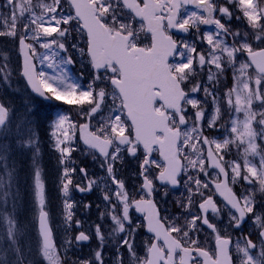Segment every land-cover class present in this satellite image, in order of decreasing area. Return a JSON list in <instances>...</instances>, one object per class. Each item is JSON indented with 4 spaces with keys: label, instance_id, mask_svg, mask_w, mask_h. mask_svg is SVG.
Returning a JSON list of instances; mask_svg holds the SVG:
<instances>
[{
    "label": "snow or ice",
    "instance_id": "obj_1",
    "mask_svg": "<svg viewBox=\"0 0 264 264\" xmlns=\"http://www.w3.org/2000/svg\"><path fill=\"white\" fill-rule=\"evenodd\" d=\"M69 3L75 11L74 15L63 14L62 0H4L3 8L7 14L0 12V27L4 29L0 31V37L18 38L23 54L21 75L33 93L44 100L78 106L76 115L86 119L87 122L77 125L70 114L58 111L51 124V136L55 139L62 165L65 160H70L71 152L75 150L68 145L74 140L77 129L83 143L104 157L108 176L117 185V204L111 208L113 229L109 235L128 234L120 240V244L127 249L130 264H198L200 258H203V264H234L230 250L232 237L222 235L221 229L211 223L208 216L209 210L213 214L223 211L212 195H204V190H208L210 185H214L215 191L226 201L228 227L238 230L247 220H252L258 228V243L251 238V233L242 234L236 239L235 253L239 264H264V204H256L253 192L237 195L229 187L230 169L233 182L239 178L264 193V47L254 48L251 43L253 39L264 43V0H224L223 5L216 0H69ZM187 4H195L207 16L191 12L180 18V9ZM37 8L40 9L39 14ZM236 9L247 20L248 32L233 31L228 26ZM214 13H219L220 18H214ZM127 17L132 20L139 18L140 29H135L132 23L122 22ZM25 19L28 22L21 23ZM18 24L23 34L18 32ZM198 24H214L217 29L214 34L203 37L210 46L207 53H197L194 45L177 42L168 34L169 29L188 32ZM72 31L86 33V48L78 49L81 57H88L94 72L86 88L82 87L78 78L68 75L67 65L75 63L72 56L59 55V51L67 53L68 49L62 41L67 40ZM138 31L150 34V43L141 46ZM29 34L41 48L51 50V55H39L34 44L26 42ZM228 36L232 37L231 44L227 42ZM71 47L76 49L77 45L72 44ZM245 53L247 61L241 62L236 69L238 54ZM37 57L41 64L47 62L49 68L61 65L63 70L59 75L38 71L34 63ZM170 58L175 62H170ZM205 65L215 66L216 73L209 68L208 80L217 83L226 67L235 69L234 84L222 94V101L232 112H242L244 119L240 120L230 112V120L224 126L227 135L223 139H210L199 126L202 120L207 119L211 130L223 118L215 88L212 91L204 88L205 94L213 98L214 105L211 116H206L200 101L189 98L181 86L196 74L198 67ZM253 67L254 74H250L249 69ZM12 71L7 63L0 64V83L10 87ZM97 81H108L111 92L100 87ZM201 87L198 84L191 92H198ZM109 96L112 100L109 114L102 117L99 126L92 130L90 122L108 107L106 100ZM255 102H259L260 111L254 108ZM183 104L198 110L194 115L196 126L182 133L180 126L187 124ZM30 115V110H26L24 116H18L12 104L0 97V264H27L30 255L21 243L23 229L16 216L19 191L16 187V166L11 161L13 149L33 153V196L38 204L37 251L48 264H66L61 260L52 238L49 212L46 210L45 183L38 164L40 142L32 127L34 122L28 118ZM122 116L125 118L122 119ZM180 144L192 150V158L185 157L187 164L181 163ZM198 145L207 146L206 155ZM232 145L243 148L242 163L224 160ZM141 146L145 156L140 164L139 175L143 180L140 192L148 197L156 191L153 180L149 179L152 165L159 170L155 178L173 186L179 184L181 171L188 167L198 169L205 177L211 175L208 168L218 169L222 174L223 179L217 177L207 182L188 177L186 185L191 183L194 187L187 188L188 203L181 201L179 206L189 209L187 214L192 219L183 226L178 223H168L166 226L152 199H145L143 195L140 199L131 198L125 181L117 178L115 164L122 160V151L126 150L135 157ZM154 148L159 151L162 163L150 159ZM257 156L260 157L258 164L253 162ZM225 164H228L227 168ZM75 171V168L63 169L60 180L65 196L73 185L72 175ZM80 171L85 173L83 168ZM93 183L95 181L89 182V190ZM76 187L85 191L79 185ZM197 195L203 197L198 205L201 215L190 210ZM104 200L111 203L107 194ZM133 207L138 212L146 213L147 228L155 234V240L146 246L142 257L136 254L130 238L136 231L129 215ZM72 209L73 204L65 200V222L69 225L73 222ZM106 214L101 213V218ZM75 223L79 225L80 222ZM198 223L215 233L212 253L200 247L197 239L193 238L198 231ZM95 236L100 241L105 239L101 225H96ZM90 239V235L81 231L65 243L71 245ZM80 264H103L101 252H95L94 260H84ZM120 264L123 262L120 261Z\"/></svg>",
    "mask_w": 264,
    "mask_h": 264
},
{
    "label": "rangeland",
    "instance_id": "obj_2",
    "mask_svg": "<svg viewBox=\"0 0 264 264\" xmlns=\"http://www.w3.org/2000/svg\"><path fill=\"white\" fill-rule=\"evenodd\" d=\"M65 1V0H64ZM63 14L67 15L69 12L67 11L66 4H63ZM50 2V0H48ZM4 0H0V12H3L5 15L7 14V10L3 8ZM40 9L37 8L36 12L39 14ZM189 12H185V15H188ZM236 17H241L240 19H237ZM235 22L234 23L238 26V28L245 30L246 26L244 23L248 26L247 20L245 18H242V12L237 10L234 17ZM124 21V20H123ZM27 19L22 21L21 23H27ZM125 23H132L133 27L137 30L140 29L138 25H136L131 19H125ZM242 23V25H240ZM63 27V26H62ZM18 32L23 34L21 25H17ZM249 31V28H247ZM4 30L2 27H0V31ZM141 32V31H140ZM205 34H214V31L211 29H206L203 32H199L198 36L196 37L198 42L197 43H190L191 45H194L197 49V53L204 52L207 53L210 50V46L207 44V40L203 39ZM18 39V38H17ZM17 39H13L10 37H0V64L7 63L12 69V80L10 87L4 85L3 83H0V97L8 100L12 106L16 109L18 116H24L26 114V110H30L31 115L28 116L29 119H31L34 123L32 127L35 129L38 138H39V156H38V164L42 173V179L45 183V198H46V210L49 212V223L53 229V232L55 233V241L57 243L56 249L57 251L62 250L61 244L62 239L61 236L63 235V229L69 228V224L65 222V214H62V210L59 209L58 203H60V200L58 199V189L61 188V174H58V164L60 163V153L55 148V139L51 136V124L55 119L56 113L64 112L66 114H70L73 117V122L78 123L80 122H87L86 119L82 116L78 117L76 115L78 111V106L75 105H69L62 101H55L53 106L51 107H44L42 106L35 98L28 92L26 89L23 81L19 77V58L17 55ZM254 40L253 45L257 44H264L261 43L258 40ZM28 43H33L36 47L37 53L39 55H51V50L43 49L39 46V44L35 43L31 39V35L29 34L27 37ZM43 41H41L42 43ZM65 43L66 48L68 49L67 53L61 52L59 50V55L67 57L68 55L72 56L73 60L75 61L74 64L67 65V71L68 75L70 77L78 78L79 81L85 80L87 82L86 85L82 87H87L88 84L92 81V77L94 75V72H91L90 66L88 65V62L86 61L85 57H81L79 54L78 49L82 48V36L80 33L76 31H72L71 35L68 36L67 40L62 41ZM72 44H76L77 48L73 49L71 47ZM193 56H196L195 53L192 54ZM5 56L7 57V60H5ZM58 59V57H57ZM37 70L38 71H45L49 75H59L61 71L63 70V66L57 65V67L49 68L47 62L44 64L40 63L39 57L34 59ZM209 68H211V71L213 73H216L215 66H209L205 65L203 68H197V72L194 76L190 77L187 81L183 83L184 90L189 94V98H195L200 101V107L205 110L206 116H211L214 105L212 102V97L207 96L204 92V88L207 87L209 91H212L213 88L216 90V97L221 102V109H222V115L223 118L220 119L214 128L211 130L208 128V120H202L199 124L201 128L204 130V135L209 136L210 139L212 138H219L223 139L225 135H227V132L225 131V125L230 120V112L232 115L237 116L240 120L244 119L243 113H234L232 110L228 109L227 105L223 103L222 101V94L227 91L228 88L232 87L234 84L233 79V73L235 71L232 70L228 76L225 75V72L222 76L219 78V82L216 81H209L208 80V73ZM238 69L239 67H235ZM71 69H76V73L72 74ZM227 70V68H226ZM225 70V71H226ZM238 74V73H237ZM100 87H105L102 85L100 81L96 82ZM202 85L200 90L198 92L192 93L191 89L193 87H196L197 85ZM109 92H111L110 88H106ZM116 103H119V101H116ZM106 104L108 107H105L104 110L100 113H98L92 120L91 125L93 126V130H95V127H98V122L100 121L101 117H106L109 114V109L112 106V100L111 96L108 97L106 100ZM184 108V115L185 117H188L187 120L188 124L183 129H181V132H185L196 126L194 121V115L195 112L198 109L192 108L189 104H183ZM254 108L257 111H260L261 108L259 107V102L254 103ZM48 111V112H47ZM230 127V125H228ZM259 131V129H257ZM260 141H258L259 143ZM69 147L75 149L71 152V157H75L73 160H65L64 164L61 166L68 167L69 169L75 168L76 171L73 173L78 174V169L83 168L85 171H91L94 173L95 178H97L98 183L102 186V176L105 169V161L100 159L95 154H89L86 150H81L80 147L76 146L75 143L71 142ZM181 147H186V145H182ZM32 155L33 153L29 150H19V149H13L11 161L15 163L16 170H17V184L16 187L19 191V198L17 201V207H16V216L19 224L22 226L23 229V239L21 243L25 246L26 252H30V255L28 256L27 264H48L47 260H45L37 251V224H36V217L38 215V204L34 199L33 196V161H32ZM226 160L228 163H230L233 160H237L239 162H243V148H237L235 145H232L231 148L228 151V154L225 155ZM260 157L257 156L254 158L255 163H259ZM56 160L59 162L57 163ZM83 160L84 162H82ZM118 162V161H117ZM120 162V161H119ZM122 163H125L127 165L136 164L137 160H133L127 153H122ZM104 165V166H102ZM72 175V176H73ZM75 177V175H74ZM237 181L240 183V193L241 194H248V192H253L255 195V202L256 204H264V193H260L256 189H254L251 185H249L247 182L240 180L237 178ZM258 188V185H257ZM98 200L100 201V204L91 203L89 207L85 206V203L88 201L85 199L80 200H73V213L75 215V212L78 213V216H74L72 225L75 221H81V219H84L82 222H90L93 223V235L95 236V230L96 225L102 226V232L105 229L103 226V220H101V213L106 212L101 209V207L105 204V200L103 196H98ZM83 202V203H82ZM79 204V205H78ZM82 204V206H81ZM100 206V207H99ZM221 211L219 214H217L214 217V220L212 223L216 224L223 233L225 232H234L232 227H228V209L222 205ZM107 213V212H106ZM172 220L179 222V220L175 219L174 216L172 217ZM246 230L248 233H251L252 239H255L254 242L258 241L256 240V232H258V228L254 225L252 220H247V222L244 224ZM198 231L195 232L194 235H197L198 238L205 239L211 237H215V233H212L210 236L209 234H206L205 231L198 228ZM229 230V231H227ZM239 233L235 235L234 240L238 237H240L242 234L244 235V232L235 231V233ZM255 237V238H254ZM235 241L233 242L231 246V254L233 255V261H235V264H239V260L237 259L236 253H235ZM106 242L100 241L95 236V241L92 243L91 247H88L85 249H77L80 251H85V254H92L95 257V252L100 251L101 252V258L103 261V264H110L107 259V251L102 252L103 249H106L105 247ZM146 245V241H145ZM144 245V246H145ZM66 246V245H65ZM65 246H63L65 248ZM114 248V246L110 245L107 247L108 250H111ZM66 250V249H65ZM259 249H257L258 251ZM112 257L111 264H120V257L117 254H109ZM94 260V259H93ZM124 264V263H123ZM127 264H130L127 262Z\"/></svg>",
    "mask_w": 264,
    "mask_h": 264
},
{
    "label": "flooded vegetation",
    "instance_id": "obj_3",
    "mask_svg": "<svg viewBox=\"0 0 264 264\" xmlns=\"http://www.w3.org/2000/svg\"><path fill=\"white\" fill-rule=\"evenodd\" d=\"M224 3V0H223ZM238 9L234 10V15L233 18L230 22V24L235 23L234 17H235V13ZM185 11L184 10L181 15L180 18H183L185 15ZM213 16L216 18L218 17V13L213 14ZM220 17H218L217 19H219ZM223 22V21H222ZM237 23V22H236ZM229 24V25H230ZM228 25V26H229ZM242 25V23L240 24ZM245 26H247L245 24ZM206 28H210L211 30L214 31V33L216 32V26L214 24H210V25H204V24H198L196 27L190 28L188 32H183V36H180L179 34H177V32L174 31H168V34L171 35L173 37L174 40H176L177 42H186V43H197V36L199 32H203ZM181 32V31H180ZM227 42L229 44H231L233 42L232 37L228 36L227 38ZM141 43V42H140ZM150 43V36L148 35L146 37V42H142L141 46H143L144 44H148ZM253 45V44H252ZM261 47V46H259ZM259 47H254V48H259ZM178 59V58H176ZM246 58H245V54L243 55H239L238 54V59L236 61V65L235 67H239L241 62H246ZM170 62H175V60L172 58L170 60ZM227 70L225 71V75L228 76L229 73L232 71L231 66L226 67ZM234 69V68H233ZM249 73L253 74L252 69H249ZM202 147L204 150V154H205V149L203 147V145H198V148ZM82 149H80L81 151ZM191 148H189L188 146H186L185 148L181 149V163L182 164H187V160L185 159V157H188L189 159L192 158L191 154ZM122 153H127L126 150H123ZM128 154V153H127ZM206 155V154H205ZM130 157L133 160H137L136 164H132V165H127L125 163H122L121 161L117 162L115 164V168L117 170V178L118 179H122L125 181V188L129 194V196L133 199H140L141 196L143 195L145 199H152L156 206H157V210L159 212V216L161 218V221L163 223L167 224L168 223H178L179 225L183 226L186 222L190 221V218L192 219L191 215H188L187 213H179V212H174V214L172 213L173 208H177L179 205V202H183L184 204L188 203V197H189V193L187 191L188 187H194L191 183H188L186 185V181H188V177L192 176L194 178H199L201 181L203 182H207L209 179H217V177H220L219 173L216 170L210 169L208 168L207 171H209L211 173V175L209 177H205L202 173L199 172L198 169H192L190 167L185 168L183 171H181V174L179 175L178 179H179V184H178V188L174 191H172V189L166 185V184H161L159 183V181L155 178L158 175V169L155 168V165L151 166L150 172L151 174L149 175V179L153 180V184L154 187L156 189V191L153 192L151 197H148L147 195H145L144 193L140 192V187L143 183L142 177H140L139 172H140V164L142 163L143 159H144V154L142 153V150L139 148L137 151V154L135 157L131 156ZM150 159H155L158 163H161V161L159 160L157 153L153 152L151 154ZM224 160L226 162H228L226 160V157L224 156ZM82 162H84L83 160H81ZM225 167H228V164H225ZM81 168H79L78 170V174H74L72 176L73 179V185L70 186V189H72V191L74 192V197L73 200H80V199H85L88 202L85 203V206L87 205L88 207L91 205V203H95V204H100V201L98 200V196H105L106 194L110 196L111 198V203H108L107 201H105V204L101 207V209H103V211H106L107 214L101 218V220H103L102 224L105 227V229L103 230V234H104V241L106 242V249H103L102 252H106L107 251V259L109 261V263L111 264V259L114 256H110L109 254H117L120 257L119 261H122L124 264H127V262H129V260L131 261V258L129 256V253L127 251V249L122 246L120 244V240L124 237H126L128 234L127 233H118V234H113V235H109V233H112V229H113V222L111 220V208L113 204H117V198L115 196V192L117 191V185L113 184L111 179L108 176L107 170H106V162H105V169L103 172V176H102V181H103V185L101 186L98 181L97 178H95L94 173H92L91 171H85V173H81L80 171ZM90 181H95V183L92 184V187L90 190H88L87 194L84 193V191H80L78 188L76 189V185H79V188H84L86 186V183ZM229 187H231L233 189V191L237 194L240 195V183L236 180L235 182L232 181L231 178V171L229 169ZM242 188V187H241ZM72 192L69 190V196H72ZM204 195L208 196V195H212L213 196V200L216 202L217 206L219 208H221V206L223 205V202L217 198L213 185L209 186L208 190H204ZM203 197L197 195L195 196V198L193 199V204L191 207V212L196 214V215H200V212L197 208V206L199 205V203L202 201ZM83 203V202H82ZM79 205V204H78ZM82 206V204H81ZM100 207V206H99ZM177 210V209H176ZM103 212V213H106ZM129 215L130 218L132 220V227L136 229L135 233L133 234L132 237H130L133 240L134 243V248L136 251V254L138 256H144L145 255V251H146V246L152 242L153 240H155V237L153 235H149L146 233L145 228H146V223H145V216L146 213H142V212H138L134 207L130 208L129 210ZM217 214H213L211 211L208 212V216L210 219V222L212 223V221L214 220V217ZM74 216H78V213L75 212ZM174 216L175 219L179 220V222H176L174 220H172V217ZM84 219H81V221H79V225H77L75 222L73 223L72 226H69V228H64L63 229V235L61 236L62 239V244H61V249L59 250L58 253L60 255V258L62 261L66 262V264H80L81 261L84 260H90L92 261L94 259V256L92 254H85V251H80V250H72L70 251L68 254L63 253V250H65L67 248V245L65 243V241L71 240L73 239L76 235L79 234V232L83 231L86 234L90 235L91 239L89 241H86V243H74V248H78V249H85L91 247L92 243L95 241V236L93 235V223L90 222H82ZM139 225V226H137ZM198 228L203 226L198 223L197 224ZM201 228V230H203ZM204 231L206 233H208L210 236H212V231L208 232L207 230L204 229ZM229 231V230H227ZM234 232H225L223 233V231H221L222 235L225 236H231L233 242L235 241V235L239 234V233H235V229L233 230ZM249 233L245 234L248 235ZM190 235H192L190 233ZM194 239H197L199 246L201 247V245L204 242V239L198 238L197 235H193ZM214 240L215 237H213L212 240V244H211V248H214ZM145 241H146V245H145ZM72 243V244H73ZM233 244V243H232ZM66 245V246H65ZM114 246V248H112L111 250H108L107 247L108 246ZM145 245V246H144ZM65 246V248L63 247ZM116 259V257H114ZM236 262L234 261V264ZM198 264H202V262L199 260Z\"/></svg>",
    "mask_w": 264,
    "mask_h": 264
},
{
    "label": "water",
    "instance_id": "obj_4",
    "mask_svg": "<svg viewBox=\"0 0 264 264\" xmlns=\"http://www.w3.org/2000/svg\"><path fill=\"white\" fill-rule=\"evenodd\" d=\"M184 6H196L195 4H187V5H184ZM75 12V11H74ZM138 20H140L139 18H137ZM19 56H20V59H21V69H22V64H23V54L20 52V48H19ZM254 68V67H253ZM20 75H21V73H20ZM22 76V75H21ZM23 77V76H22ZM23 79L25 80V83L27 84V81H26V79L23 77ZM27 86H28V88L30 89V91H32L31 90V88H30V86L27 84ZM37 95V94H36ZM79 137H80V140H81V142L83 143V140L81 139V134H80V132H79ZM83 145L84 146H86L87 148H89L87 145H85L84 143H83ZM142 147V146H141ZM143 148V147H142ZM92 150H94V151H96L101 157H103L97 150H95V149H92ZM159 156H160V153H159ZM160 158H161V160H162V157L160 156ZM217 193V195L220 197V198H222L223 199V197H221L220 195H219V193L218 192H216ZM224 200V199H223ZM226 202V201H225ZM234 211V210H233ZM146 224H147V221H146ZM147 232H150L149 230H148V228H147ZM151 233V232H150ZM152 234H154V233H152ZM155 235V234H154ZM201 260H202V264H203V258H201Z\"/></svg>",
    "mask_w": 264,
    "mask_h": 264
}]
</instances>
